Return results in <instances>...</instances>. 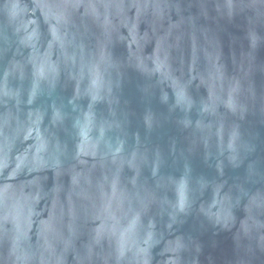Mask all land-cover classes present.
<instances>
[{"label":"water","instance_id":"95a60500","mask_svg":"<svg viewBox=\"0 0 264 264\" xmlns=\"http://www.w3.org/2000/svg\"><path fill=\"white\" fill-rule=\"evenodd\" d=\"M0 264H264V0H0Z\"/></svg>","mask_w":264,"mask_h":264}]
</instances>
